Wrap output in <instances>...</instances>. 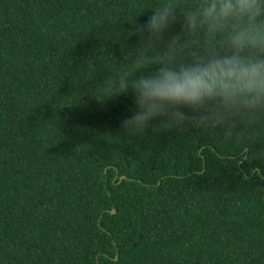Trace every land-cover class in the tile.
Here are the masks:
<instances>
[{
	"label": "trees",
	"instance_id": "obj_1",
	"mask_svg": "<svg viewBox=\"0 0 264 264\" xmlns=\"http://www.w3.org/2000/svg\"><path fill=\"white\" fill-rule=\"evenodd\" d=\"M150 2L0 0V264H264V119L133 135L91 94Z\"/></svg>",
	"mask_w": 264,
	"mask_h": 264
},
{
	"label": "clouds",
	"instance_id": "obj_2",
	"mask_svg": "<svg viewBox=\"0 0 264 264\" xmlns=\"http://www.w3.org/2000/svg\"><path fill=\"white\" fill-rule=\"evenodd\" d=\"M141 13L129 20L137 41L124 62L90 90L98 100L131 96L125 132L264 119V0H151Z\"/></svg>",
	"mask_w": 264,
	"mask_h": 264
},
{
	"label": "water",
	"instance_id": "obj_3",
	"mask_svg": "<svg viewBox=\"0 0 264 264\" xmlns=\"http://www.w3.org/2000/svg\"><path fill=\"white\" fill-rule=\"evenodd\" d=\"M245 150H246V151H248V150H249V148H248V147H246V148H245ZM122 177H124V176H122ZM111 212H112V213H115V212H116V209H115V208H113Z\"/></svg>",
	"mask_w": 264,
	"mask_h": 264
}]
</instances>
